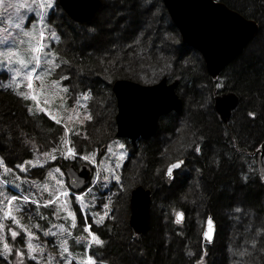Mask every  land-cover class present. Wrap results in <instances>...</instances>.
<instances>
[{
    "label": "trees",
    "instance_id": "16d2710c",
    "mask_svg": "<svg viewBox=\"0 0 264 264\" xmlns=\"http://www.w3.org/2000/svg\"><path fill=\"white\" fill-rule=\"evenodd\" d=\"M119 1L123 2L126 11L131 16V20L128 21L130 23L128 25L133 28L131 33L137 34L131 40L119 38L117 43L113 45L112 39H109L105 43L106 46L104 48L108 47L109 51L117 53L115 56H112L109 52V54L98 59L94 55H89L86 51L79 49L76 44L74 48H72L73 46L68 48L66 40L63 41V39H66V34L63 30L66 29L68 35L76 38V28H81L84 22L73 21L61 10L59 15H61L63 20L60 27L64 29L61 30L59 28L57 31L56 28H52L50 23L53 18L59 17V15H56L57 12L54 7H51V10L47 12L48 17L45 18L47 24L53 30L59 32L60 39H57L56 43H61L56 45L58 47L62 46L64 49V56L62 58L58 56L63 69L72 67L74 73H78L77 75L80 77L84 76L87 78V81L91 82L90 89H88L95 97L107 101L108 114L110 112L112 114V116L111 114L108 115V124L106 126L102 125L101 129H94L91 126L93 128L90 127L88 131L87 126H84L87 130L84 134L83 130L85 128L83 129V126L80 127L81 134L85 136L84 140L91 142L88 144L89 149L93 150L97 144L100 146L118 139L114 137L116 106L115 98L111 91V84L116 78L123 77L133 80L138 78L142 83L154 82L164 75L167 76L169 81L177 78L179 81L177 92L183 98L184 103L183 108L178 113L171 112L164 115L160 117L158 122L157 132H161V135L162 133L173 134V145H163L164 143L162 144L161 141H156L157 138L151 137L147 140L139 139L133 147L126 140L130 148L128 152L135 154L143 163L140 167L139 180L131 181L125 175V165L122 166L120 183L125 186L126 194L123 198L120 197V194L116 195L121 200L119 206L121 214L119 216L117 214L114 216L113 214L109 218L111 220L106 219L97 222L89 220L91 231L102 241L101 244L92 245L91 249H89L91 254L96 255L98 260L106 264H197L196 261L202 254L205 255V259L208 258L209 250L215 245V243L202 245L200 237L203 220L206 215H211L216 226V238H219L217 248L219 247V251L221 250L224 262L225 258H227V260L230 259V264H264V241L258 251V247H253L254 249H249L248 251L244 250L243 248L250 246L246 242H244L245 245L241 243L246 237L240 239L243 233L240 232L238 240H234L235 237L233 239L225 237L226 245L224 244L222 247L220 240L224 239L222 237L224 230L219 229L221 227L220 220H225L223 214L225 209L238 214L239 210L242 211V207L248 206L258 217L264 215V182L260 174V163L257 153L260 142L264 139V50L260 48L249 49L251 43L258 41L262 32L264 0H220L245 18L256 20L260 28L256 38L252 39L241 53L228 63L215 78L210 77L206 72L200 54L181 41L179 32L169 18L161 0ZM153 6L158 11L157 25H163L161 30H156L158 35L162 32V34L165 33L166 38L170 35L174 40L175 45L172 46L174 51L177 50L176 45L185 49V53L178 52L176 58H178L179 64L175 67L173 60L175 55L166 53V57L169 58L165 60V64L168 69L172 68L171 72H157L162 70L163 67L165 68L162 65L164 63L162 60L155 65V68H149V71L134 70L129 67L130 61L122 55L127 50L130 54L137 53L133 50L136 48H140L138 50L143 51L142 55L160 51L159 48L162 45L160 41L152 39V41H148L143 45L139 39L143 30V27L140 28L141 22L145 19L148 22V16ZM108 9L110 10L111 8H101V13L106 15ZM99 12L100 10L96 11L94 15L99 14ZM122 20L123 22L126 21L124 17H122ZM53 25L57 26L58 23ZM126 37H129V35ZM78 41H80V38L75 39V42ZM158 46L159 48H157ZM179 65H181V68H179ZM152 74L153 77L151 76ZM218 82H221L222 86L216 87ZM64 86L67 87V84ZM61 88L64 91V87ZM184 88L187 91L186 96L180 93ZM12 91L15 92V89L12 88ZM226 91H234L239 96V103L231 112L229 120L223 122L214 110L213 100L216 95ZM10 92L6 90L0 96V118H2L0 128L4 134L0 138L5 141V137L9 135V141L6 142L9 146L5 145L4 147L3 143L0 144V157L4 159V166L12 170L8 172L5 171V168H2L4 166H0V171H3L8 178L12 179V182L28 193L21 192L23 195L30 197V194L34 193L38 200H33L32 198L30 201L19 200L20 198L15 199L11 208V216L8 217L5 215L6 212L4 210L7 206V198L0 195V220L3 223V232H0V264H60L58 254H55V252H51V262H47L43 257L40 260L30 258L29 250L26 246V233H33L37 244L42 245L41 247L36 245L38 251H35L34 255L39 252L43 253L42 255H48L49 242L45 238L46 232L60 222L56 217L62 214V211H60L58 204L53 200V196L43 190L44 186L42 184L45 181V169L47 170V168L59 163V167L63 170L68 160L61 155V152H58L59 156L56 160L43 169L44 175L41 174L40 176L43 178L42 181L35 176L29 177V173L24 174L25 171L17 168L15 163L20 158H25L29 147H31V150L34 148L43 150L47 145V141L51 140V138L52 140L53 138L56 140L60 139L63 136V129L60 126L61 124L59 125L49 119L41 111L35 110L32 117L29 118L25 114L23 107L19 111L18 108L21 107L17 103L15 105L11 100L14 99L16 101V96L8 94ZM67 94L68 91L63 97L66 105L65 110L71 107V103L67 100ZM187 96L190 98L189 105L185 104ZM250 113L254 115H249ZM107 132L109 133L108 136L105 134ZM159 133L155 134L159 135ZM100 135H106L107 137L105 136V140L102 141L99 137ZM184 157L186 158L184 167L191 165L194 170L193 172L191 169L192 174L194 173L191 183L187 184L186 181L189 182V180L185 181V187L189 190L187 191L188 194L184 192V194H181V191L178 192L176 190V193L170 199L165 198L160 203L159 210L154 211L152 209L147 229L140 235L133 234L128 226V196L130 189L133 187L132 185L136 182L152 189L154 196V198L152 196L153 207V202L157 199L158 190L156 186L163 189H167L169 186L162 178L163 167L161 163L157 162H163L162 159L169 161ZM26 177L35 178L33 180L37 183L29 186L28 183L23 181ZM168 189L174 193L176 188L172 189V187H169ZM7 192L11 195H17L10 187H8ZM195 194L199 195L198 202L200 201V205L202 204L203 206L200 207L202 209L200 215H198L199 218L196 219V223L191 219L192 215L195 217V213L193 214L191 207L185 203L189 201L188 204H190L191 199L194 200L193 196ZM237 195H240L242 202H237L239 204L234 206ZM49 199H52V204L50 205L48 204ZM156 201L158 203V200ZM178 210H182L185 214V219L182 222H178L174 218V214ZM12 217H15V221ZM78 218L79 216H77L79 222ZM234 219L235 217L231 215L229 220L231 222ZM235 224L234 222L233 225ZM64 225L71 232V237L68 239L70 244L69 251L74 256L83 258L86 251V241H88L84 237L88 238L89 232L85 231L86 228L79 223H76L75 226H69L66 223ZM229 230L232 235H235V227L233 228L231 225ZM12 231L18 234L15 238L11 235ZM76 239H80V241ZM5 243L8 244V249L4 248ZM220 246L222 247L221 249ZM18 251L22 254L17 255Z\"/></svg>",
    "mask_w": 264,
    "mask_h": 264
},
{
    "label": "rangeland",
    "instance_id": "374dc122",
    "mask_svg": "<svg viewBox=\"0 0 264 264\" xmlns=\"http://www.w3.org/2000/svg\"><path fill=\"white\" fill-rule=\"evenodd\" d=\"M13 3H27L29 7L25 8H11L8 9L6 12L0 8V96L3 95V93L12 91V88L15 89V92H10L8 94H11L15 97L16 101L14 99H11L14 104L16 103L21 107L18 108L19 111H21L22 107L24 108L25 114L31 118L33 115V112L41 111L45 113L46 116H48L49 119L53 120L54 122L59 121V125L63 129V136L56 140L55 138H51V140L47 141V145L43 150H40L39 148H34L31 150V147L27 149L28 154L25 156V158H20L18 162L15 163V166L19 168V165H22L24 167L25 173H29V177L35 176L38 178V180L42 181L43 178H41V174L44 175L43 169H45L46 166L49 164H52L55 160L51 159L52 155H55L56 158L59 156L58 152H63L68 161H75L77 162V165L79 164H86L92 166L93 174L91 182L88 186V188L83 192V190H80L76 194L81 195L82 199L79 201H76L74 199V196L69 191V196H59L58 198L53 195V192L56 191L57 186L55 184V180L53 179L54 176L57 174L54 172V169L59 167V163H56L55 166L45 169V178L43 181V186L47 185L49 191L48 194L53 196V200L58 204L60 211H62V214H59V216L56 217V219L60 220L59 223H56L54 226L48 229V232H46V240L49 245V250L47 254L49 255H42L43 253H38L34 255L35 251H38L36 248L37 242L35 241V235L33 234L31 237L26 233V246L28 247V244H32L34 251L31 252L30 258L35 260H40V258H44L45 260L51 262L52 253L55 252V254H58V261L60 264H84V262L88 259V257H92L93 260L96 262V264H106L103 261L98 260L96 255H92L90 250L95 241L91 238L94 234L93 231H91L90 235L84 237L87 242V245L85 247V255L83 258L74 256L69 251V242L68 239L71 237V232L67 230L65 227V223L69 226H75L76 223L81 224L82 226H85L86 228L91 229V224L89 220L92 222L97 221H103V220H111V218L114 214H117L119 216L121 214L120 210V204L121 200L118 197L117 194H120V197H124L126 194V188L124 185L120 183V174L122 166L125 165V175L129 177L131 181H138L139 174H140V167L143 164L142 160H139L135 154H131L128 151L130 150L129 146L127 145L125 140H119L116 139L114 141H110L109 143L101 144L100 146H103V150H100V147L98 144L96 145V148L93 150H90L88 147V144L91 143L90 141L84 140V135L81 133V126H83V129L86 127L88 128V131L91 126L95 128H100L102 125L106 126L107 120L109 119L108 114V104L106 100H101L99 97H95L90 89V83L87 81V78L84 76L77 75L78 73H74V70L72 67H67L65 70L63 69V65H61V62L59 61V58H62L64 56V49L62 46H57L58 44L57 39H60L59 32H56L53 29L60 28L61 30L64 29L61 26L63 18L61 17V7L57 3V0H54L53 7L56 10V15L59 17L53 18L52 21H50L52 28L47 24L46 19L48 17L47 12L51 10V8H48L46 10H41L36 4L33 3V0H12ZM111 9L107 11V14L104 15L101 13V8H108ZM100 10L99 14L94 15L90 20L84 22L82 24L81 28H76V38H80V41L75 42L74 36L71 37L68 35V31L66 29L63 30L65 32L66 39H63V41L66 40V43L68 44V48L70 46H73L74 48L75 44L78 46L79 49L86 51L89 55H94V57L100 59L99 57L105 56L106 54H110L112 56L117 55L114 51H109L108 47L104 48L105 43L109 41V39H112V45L117 43L119 38L122 39H133L136 37L137 33H131L133 28H131L128 24H130L128 21L131 20V16H129L128 11H126V8L123 4V2L119 0H100V5L97 8L96 11ZM43 11V16L41 17L40 13ZM55 15V16H56ZM158 11L156 10V7H152L150 14L148 16V22H146L147 19L141 22L142 34L139 37L140 43L143 45L147 43L148 41H152L154 39L155 41L158 40L162 44L161 47L159 46L160 51L157 52H150L151 54L148 55H142L143 51L138 50L140 48L133 49L137 53H131L123 52L122 55L125 59L130 61L129 67L132 69H138L143 71H149V68H155L161 60L164 62L162 65V70L157 71L158 73L160 71L165 72H171L172 68L168 69V66L165 64V60H167L169 57H166L167 54L175 55L173 57L174 67L178 66V58L177 54L185 53V49L181 46L176 45V49L172 48L174 46V40L170 35L167 36L165 33H158L156 32L161 30L163 28V25H157L156 20H158ZM122 17L125 18V22H123ZM54 21V22H53ZM128 22V23H127ZM58 23L59 27L54 26L53 24ZM16 24H20V28L16 27ZM264 24V23H263ZM262 24V32L260 35V38L257 42L251 43V46L249 49H256L260 48L264 50V25ZM260 28V27H259ZM43 31L44 37L41 40L40 32ZM259 31V29H258ZM24 32H32V36H25ZM128 32V33H127ZM52 33H55V37H53ZM58 33V34H57ZM131 33V35H130ZM157 33V34H156ZM129 37H126L128 36ZM153 35V36H152ZM35 37V39H33ZM256 38V36L254 37ZM253 38V39H254ZM79 40V39H77ZM36 41H40L43 44V48L39 53H32L31 47L35 44ZM252 41V39L250 40ZM254 41V40H253ZM57 44V45H56ZM157 44V42H156ZM108 45V44H107ZM111 45V42H110ZM139 45V44H138ZM153 45V44H152ZM158 45V44H157ZM156 45V46H157ZM56 47V48H55ZM65 47V46H64ZM67 48V47H66ZM67 48V50H68ZM71 48V49H72ZM57 49V50H56ZM112 49V47H111ZM9 53H11V57H9ZM167 53V54H166ZM200 54V53H199ZM121 55V53H120ZM170 55V56H171ZM189 55V54H188ZM187 55V56H188ZM36 56L40 59V63H35V60L33 57ZM201 56V54H200ZM179 57V56H178ZM189 58V57H188ZM202 58V56H201ZM25 61V64L22 65L20 61ZM132 63V64H131ZM167 66V67H166ZM181 65H179V68ZM140 68V69H139ZM35 69V71H33ZM17 72H19V75H17ZM32 73V88L28 87V80H27V73ZM161 73V72H160ZM153 77V74L151 75ZM42 78V79H40ZM135 81L142 82L140 79L136 78ZM156 81V80H155ZM179 83V81H178ZM67 84V87L64 85ZM216 87L222 86L221 82L216 83ZM10 85V86H9ZM5 86V87H3ZM9 87V88H7ZM11 87V88H10ZM64 87V91H62V88ZM89 88V89H88ZM67 100L71 103V107L69 109L65 110V99L63 98L64 95L67 93ZM178 90V86H177ZM202 90V89H201ZM63 93V94H62ZM182 95L186 96L187 91L186 89H182L180 92ZM5 95V94H4ZM35 96L36 99H33L32 97ZM182 98V97H181ZM185 104H190V98H186ZM182 101L184 103V100L182 98ZM183 108V107H182ZM178 113V112H176ZM112 116V114H111ZM55 117V119H53ZM90 119L94 117L93 119ZM2 118H0V126L2 124L1 121ZM30 121V119H28ZM93 121V123H92ZM91 123L89 126L88 124ZM85 126V127H84ZM91 127V128H93ZM86 128L83 130L84 134ZM2 133V134H1ZM155 133H159L156 131L151 137L157 138L156 141H161L163 145H173L172 139L174 137L173 134H164L161 132L159 135H156ZM102 134V133H101ZM108 136V132L105 133ZM3 131L1 132L0 128V137H3ZM9 136V135H8ZM5 137L4 139L0 138V141H2L0 144H2L4 147L9 146L6 142L9 141V138ZM97 136V135H96ZM106 135H100L99 137L102 139V141L105 140ZM157 136V137H156ZM149 137V138H151ZM49 138V137H48ZM148 139V138H147ZM143 139V140H147ZM68 141V143H65L64 141ZM55 141V142H52ZM123 145V147H120ZM133 147L135 146L132 145ZM71 147L74 149L76 155L72 156L67 154V149ZM91 147V146H90ZM57 150V151H54ZM44 153H49V156H44ZM1 154V153H0ZM88 156L89 160H84L83 157ZM178 159V158H177ZM163 162L158 161L157 163H161V166L163 167L162 171V178L164 179V169L166 165L171 160H164ZM184 160L186 162V158L184 157ZM0 166H4L5 162L4 159L0 157ZM28 161H31L32 164L36 165L33 167L32 165L26 163ZM160 165V164H159ZM157 165V166H159ZM185 165V164H184ZM182 166L181 169L174 172L173 181L169 184V186L166 188H158L156 186L157 195L156 200L151 202V207L149 209V215L151 216L152 209L159 210L160 203L163 202V200L170 199L173 194H175L176 190L179 192L181 191V194L184 192L185 194H188L185 187V181L187 184L191 183V179L194 176V173L192 174L191 169L193 170V166ZM2 168H7L6 166ZM60 168V167H59ZM63 175H61L59 178L65 180V175L60 168ZM21 170V169H20ZM52 173L50 176L49 173ZM194 172V170H193ZM136 176V177H134ZM35 178H24V182L28 183V185H33L37 183ZM136 185H143L141 183H134L132 186L135 187ZM66 187V182L65 185ZM145 186V185H144ZM8 187L12 189L17 195H11L7 192ZM132 187V188H133ZM172 187L174 189L173 191H170L168 188ZM146 188L150 189L152 192V189L150 187ZM89 189L91 191L89 192ZM95 189V190H94ZM166 191L165 193H163ZM21 192L28 194L24 189L17 186L16 183L12 182V179L8 178L7 175L4 174L3 171H0V195H3V197H6L7 200L11 199L12 197H16V199L20 198L24 199V197H28L27 195H23ZM202 192V191H201ZM183 193V194H184ZM201 194V193H199ZM153 196V194L151 193ZM205 195V194H203ZM207 195V194H206ZM116 196V197H115ZM199 195H194L193 199H191V203L189 201H186L185 203L189 205L193 211L191 219L196 223L198 215H200L201 209L200 207H203L202 204L200 205V201L198 202ZM237 200L234 203V206H237L239 203L242 202V198L240 195H237ZM38 200V198L35 196L34 193L30 194V197H28V200L30 199ZM129 198V197H128ZM154 198V196H153ZM27 200V201H28ZM239 202V203H237ZM182 203V202H181ZM116 204V205H115ZM107 205V207H105ZM155 205V206H154ZM156 207V208H155ZM12 208V206H11ZM10 206L7 204L5 207V212L10 211V215H7L8 217L11 216V209ZM77 212V213H76ZM69 213H72L70 215ZM199 213V214H198ZM223 214L225 216V220H220L221 227L220 230H224V239L220 240V244L223 245L226 242V238L238 240L240 232H243L241 234V238L244 239L243 242H241L243 245H245L244 242L247 243L248 248H243L244 250L254 249L253 247H258L257 251L260 250L262 246V242L264 241V215H261L258 217V215L250 210L248 206L242 207V211L239 210L238 214H235L231 212L229 209L223 210ZM110 215V217H109ZM233 215L235 217L234 220H231L230 217ZM77 216H79V222L77 220ZM222 218V217H221ZM114 219V218H112ZM183 219H185V214L183 216ZM223 221V223H222ZM236 223L233 225V223ZM204 223V222H203ZM235 227V235H232V232L229 230L231 227ZM84 227V228H85ZM250 227V229H249ZM255 228V229H253ZM203 230V226H202ZM202 230L200 231V237H201V243L202 241ZM35 231V230H34ZM0 232H3V223L0 220ZM237 232V233H236ZM261 232V233H260ZM239 234V235H238ZM95 235V234H94ZM96 236V235H95ZM226 237V238H225ZM80 241V239H76ZM219 238H216V231L215 236L213 239L214 246L211 247L209 250L207 257L205 259V255L202 254L199 259L196 261L197 264L199 263H205V264H230V259L227 260L225 258V262L222 259V252L219 251V247L217 248ZM225 240V241H224ZM85 242V243H86ZM257 242V244H255ZM90 243V246L88 244ZM253 244V245H252ZM203 245V244H202ZM226 245V244H225ZM42 245H38V247H41ZM220 246V249L222 248ZM67 249V252L64 251V249ZM29 250V248H28ZM186 253L188 251L185 250ZM207 253V251H205ZM253 253V252H251ZM192 254V253H190ZM105 261V260H104ZM106 262V261H105Z\"/></svg>",
    "mask_w": 264,
    "mask_h": 264
},
{
    "label": "water",
    "instance_id": "95a60500",
    "mask_svg": "<svg viewBox=\"0 0 264 264\" xmlns=\"http://www.w3.org/2000/svg\"><path fill=\"white\" fill-rule=\"evenodd\" d=\"M161 1L177 28L181 41L201 54L206 71L211 77H215L236 58L256 36L259 29L256 20L245 18L220 0ZM57 2L69 18L80 23L90 20L100 5V0ZM177 84V79L167 82L166 76L152 83H142L123 77L113 80L111 91L116 105L115 135L127 138L132 143L139 137L143 139L151 137L162 115L179 112L183 107L182 98L176 91ZM238 103L239 96L234 91H226L215 96L213 107L220 119L226 122ZM258 152L264 180V139ZM177 160L185 164L184 158L170 161L164 169L166 183L173 181V178L167 175V170ZM176 171L178 170H173V173ZM66 175L71 189L77 190L84 188L91 179V172L86 165L76 169L70 164L66 169ZM151 197V190L144 185H136L130 189L128 225L133 233L141 234L147 229ZM176 218L182 220L183 213L181 217L176 214ZM205 232H208L212 239L214 221L210 216L205 220L203 232L204 240L209 242L204 235Z\"/></svg>",
    "mask_w": 264,
    "mask_h": 264
},
{
    "label": "snow or ice",
    "instance_id": "6c2138e0",
    "mask_svg": "<svg viewBox=\"0 0 264 264\" xmlns=\"http://www.w3.org/2000/svg\"><path fill=\"white\" fill-rule=\"evenodd\" d=\"M33 3L36 4L41 10H46L48 8L53 7L54 0H33ZM25 7H29V5L26 2L25 3H18V4H16V3H13L12 0H0V8H2L5 12L8 9H11V8L19 9V8H25ZM40 15H41V17L43 16V11L40 13ZM16 27L17 28H20L21 26H20V24H16ZM23 34L25 36H32L33 35L32 32H24ZM52 35H53V37H55V33H52ZM40 37H41V40H42L43 37H44L43 31L40 32ZM33 39H35V37H33ZM42 48H43V44L40 41H36L35 44L31 47V52L32 53H39ZM8 55H9V57H11L12 54L9 53ZM33 59L35 60V63H37V64L40 63V59L38 57L34 56ZM20 63L22 65H24L25 64V61L21 60ZM33 71H35V69H33ZM17 75H19V72H17ZM40 79H42V78H40ZM27 80H28V87L29 88H32V73L31 72H28L27 73ZM32 98L33 99H36L35 96H33ZM249 115H254V114L253 113H250ZM88 118L90 119V117H88ZM53 119H55V117H53ZM57 122L59 123V121H57ZM64 142L65 143H68V141H66V140ZM120 147H123V145H121ZM54 151H57V150L54 149ZM197 151H199V149H197ZM67 154L72 155V156H75L76 155L74 149L71 148V147H69L67 149ZM61 155H64V153L61 152ZM44 156H46V157L49 156V153H44ZM51 159L52 160H55L56 159V156L55 155H52L51 156ZM83 159L84 160H89V157L88 156H84ZM0 162H2V161H0ZM26 163L32 165L33 167L36 166V165L32 164L31 161H28ZM183 163L184 162L183 161H180V160H177L176 163H172L169 166L168 170H167V175L170 178H173V176H174L173 170H179V169H181ZM18 167L21 169V171H25L26 170V169H24V167L22 165H19ZM11 170L12 169H10V168H5V171L11 172ZM54 172L57 174L56 176L53 177V179L55 180V184L57 186V189H56V191L53 192V195L55 197H57V198L59 196H61V195L64 196V197H68L69 196V191L71 190V192H72V194L74 196V199L76 201L81 200L82 199L81 195L76 194L77 191H78L77 189H71V186H69V187H65L64 186L65 185L64 180H62V179L59 178L61 175H63L61 169L58 167V168L54 169ZM49 175L51 176L52 173L50 172ZM43 190L46 191V192L49 191L48 186L45 185ZM90 191H91V189H89V192ZM15 199H16V197H12L11 199H8L7 200V204L10 206V208H11V206L13 204V201ZM24 199L25 200H28V197H24ZM48 204L49 205L52 204V199H49L48 200ZM105 207H107V205H105ZM69 214L72 215V213H69ZM5 215L6 216L7 215H10V211L7 212V213H5ZM177 216L178 217H181L182 216V213H177ZM12 219L15 221V217H12ZM209 224L211 225V220H209ZM85 231H88L89 233H91V229L90 228H86ZM11 235L15 238L18 234H17V232L12 231ZM28 235L31 237L33 234L31 232H29ZM204 235H205L206 239H208L209 241H211V236L209 235L208 232H205ZM92 239L97 244H101L102 243V241L99 240L94 234L92 235ZM8 247H9L8 244L5 243L4 244V248L5 249H8ZM28 248H29V255H31V252L34 251L32 244H28ZM64 251L67 252V249L65 248ZM21 254L22 253H20L19 251L17 252V255H21ZM84 264H96V262L93 260L92 257H88V259L84 262Z\"/></svg>",
    "mask_w": 264,
    "mask_h": 264
}]
</instances>
